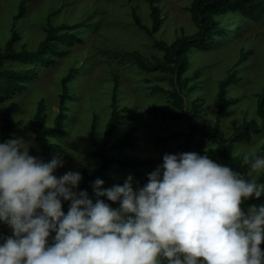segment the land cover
Masks as SVG:
<instances>
[{"label":"rangeland","instance_id":"obj_1","mask_svg":"<svg viewBox=\"0 0 264 264\" xmlns=\"http://www.w3.org/2000/svg\"><path fill=\"white\" fill-rule=\"evenodd\" d=\"M24 1L27 14L15 24L21 35V41L17 44L18 50L22 46L28 50H36L44 40L46 28L50 24L54 27L72 26L74 30L71 32L83 42L75 46L67 56L56 58L54 64L38 66V79L28 84L27 91L6 103H0V129L5 108L11 101H15L18 106L14 118L20 125L13 137L28 138L29 134H33L30 122L41 100L45 101L47 107V125L53 126L56 116L60 113L62 80L71 69L75 70L68 84L71 99L65 105L68 116L65 134L62 138L54 140L61 146L57 154L64 156L63 166L55 170L57 176L69 169L80 171L81 184L84 171L92 173L98 168L99 160L93 155L94 148L89 137L94 120L100 137L104 135L112 110L115 78L119 81L118 107L130 108V116L133 117L132 121H125L120 125L116 138L121 137L130 127H137L139 147L128 150V153L142 158H153L156 160V166L162 163L166 152L201 153L216 148L214 141L203 138L200 134H196L192 143L187 145L185 138L176 137L175 133L188 132L190 124L204 126L206 131L214 132L219 83L235 70L242 51L252 53L237 67L238 81L227 89L228 96L238 98L239 102L228 109V116L221 124V132L228 138L244 121L255 120L261 123L257 115V101L258 94L264 91V17L256 22L238 14L218 17L222 26L228 30L227 37L219 39L220 44L211 52L192 53L191 65L185 74V77H192L197 70L200 71L199 78L190 83V86L196 84V87L182 93L185 96L189 118L183 121H165L162 117L149 113L148 109L156 106L163 110L179 111L176 101L168 94L155 90H175L170 83V74L161 70L151 73L144 71L138 65L135 54H140L146 63L155 64L164 55L155 47V41L172 44L182 34L192 35L197 32V27L187 10L193 0H155L163 23L160 31L153 36L141 29L134 19L136 15L141 25L151 28V7L148 0ZM21 2L22 0H0L2 49L11 37L13 18L19 13ZM8 66L16 70L28 68L17 63H9ZM193 102L200 106L198 114L193 113ZM263 145L264 132L253 135L250 141L237 143L233 156L243 158L246 154L257 152ZM31 150L34 151L33 155L37 156L39 148L36 143ZM115 176L125 181L129 175L118 171ZM144 183L132 181L133 188ZM246 201L244 200L242 205ZM69 203L66 201L67 207ZM262 203L264 200L251 205L259 206ZM11 234L9 225L1 226L0 236ZM49 242L51 243V239Z\"/></svg>","mask_w":264,"mask_h":264},{"label":"clouds","instance_id":"obj_2","mask_svg":"<svg viewBox=\"0 0 264 264\" xmlns=\"http://www.w3.org/2000/svg\"><path fill=\"white\" fill-rule=\"evenodd\" d=\"M34 146L35 134L0 142V221L12 230L0 264H264V203L241 206L264 193V155H244L242 173L206 153L166 152L136 188L131 175L108 188L95 179L93 200L80 171L57 176L63 159Z\"/></svg>","mask_w":264,"mask_h":264},{"label":"trees","instance_id":"obj_3","mask_svg":"<svg viewBox=\"0 0 264 264\" xmlns=\"http://www.w3.org/2000/svg\"><path fill=\"white\" fill-rule=\"evenodd\" d=\"M151 7V28L141 25L140 19L134 15L135 22L141 29L153 36L160 31L163 23L160 9L155 5V0H148ZM193 22L197 27V32L192 35L182 34L172 44L165 41H155V47L160 49L164 55L161 60H157L155 64L146 63L142 56L136 53L137 63L141 69L146 72H154L157 70L169 72L170 83L176 90L168 91L163 88H155L156 91L166 93L173 101L178 104L179 111L163 110L156 106L148 109V112L156 117L170 121H183L189 118L185 107V96L183 91H191L196 84L190 86V83L199 78L200 71H196L192 77H185L189 66L191 65V55L194 52L208 53L218 47L219 39L227 37L228 30L219 22L218 17L227 14H238L251 22H256L264 17V0H193L187 9ZM27 6L22 0L19 13L13 18V27L10 39L6 42L4 48H0V103H6L15 96L27 91L28 84L38 79V66H48L55 63L56 58L65 57L71 53L72 49L81 45L82 40L73 32L74 28L68 25L54 27L48 25L46 28V36L40 42L36 50H28L25 46L17 49V44L21 41V35L16 30L15 24L27 14ZM217 45V46H216ZM63 47V48H62ZM251 51H242L235 70L228 74V77L219 83L217 94V111L214 132L206 131L205 127H199L190 124L188 132H177L176 137H183L186 144L189 145L194 140L196 134H200L203 138H208L216 144L215 149H210L200 154H207L217 162L225 165H231L234 170L246 173L248 166L242 164V157H234L235 146L239 142L250 141L253 135L264 132V91L258 94L257 115L261 123L255 120L244 121L240 126L234 129V133L230 137H225L221 132V124L224 118L228 116V109L239 102L238 98H230L227 89L238 81L236 70L238 66L243 64ZM9 63H17L28 66L26 69L16 70L8 66ZM71 69L69 74L62 80V94L60 96V113L56 116L53 126H48V116L46 115V104L44 100L38 103L36 113L30 122V128L35 134V143L39 150L37 156L50 161L53 156L59 155L63 160L64 156L57 154L61 146L54 142L57 138H62L65 134V122L68 118L67 101L71 99L68 84L71 81L73 72ZM119 81L115 78V86L113 88L111 114L106 124L105 132L101 138L97 132L96 120L92 124V131L89 137L90 143L94 148L93 155L99 160L98 168L89 173L83 172V181L79 185V189L87 190L90 198L95 199L96 194L93 191V182L100 178L104 181L103 188H108L114 184H123L124 180L118 179L115 174L121 171L131 175L134 181L147 182L148 173L156 168V160L153 158H142L135 154L128 153V150H135L139 147V137L137 135L138 128L135 126L127 129L123 135L116 138V133L125 121H132L130 116L131 110L128 107L119 108L117 99ZM18 104L11 101L5 108L2 117L1 141L13 138L17 127L20 125L14 118V113ZM199 105L193 102L192 110L194 114H198ZM264 155V145L256 152ZM33 155L34 151L31 150ZM261 183H264V172L258 177ZM107 201V197H101ZM264 200V193L260 197H251L246 203L241 205L245 210L249 205ZM113 207L116 202L108 201ZM65 213L68 211L66 201L62 204ZM55 235V233H52ZM260 247L264 249V242Z\"/></svg>","mask_w":264,"mask_h":264},{"label":"crops","instance_id":"obj_4","mask_svg":"<svg viewBox=\"0 0 264 264\" xmlns=\"http://www.w3.org/2000/svg\"><path fill=\"white\" fill-rule=\"evenodd\" d=\"M2 126V125H1ZM0 139H1V129H0ZM2 142V141H1ZM0 228H1V226H3V225H7L5 222H3V221H0ZM8 226V225H7ZM54 236V235H53ZM51 239V238H50Z\"/></svg>","mask_w":264,"mask_h":264}]
</instances>
